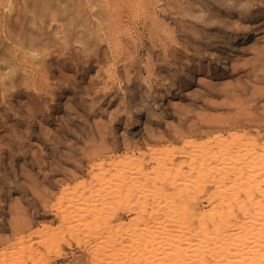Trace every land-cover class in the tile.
Listing matches in <instances>:
<instances>
[{"label": "rangeland", "instance_id": "rangeland-1", "mask_svg": "<svg viewBox=\"0 0 264 264\" xmlns=\"http://www.w3.org/2000/svg\"><path fill=\"white\" fill-rule=\"evenodd\" d=\"M18 1L20 7L15 9L23 14L15 10L13 17L21 18L16 21H25L27 33L32 30L37 37L47 34L49 26L51 33L45 35V42L52 46L56 41L60 51L54 44L55 51L52 46L50 52L55 56H48L51 47L43 46L45 59L42 54L37 57L45 60L43 64L30 58L33 65L35 60L39 62L35 65L40 70L31 66V56L26 54L25 59L19 45L21 28L13 23L8 30V15L0 0V55L3 51L6 58L3 61L0 56V79L8 83L0 80V249L33 231L30 228L38 221L54 219L52 204L61 184L75 174H84L103 153L122 151L125 145L155 146L159 140L176 143L187 134L231 127L264 137V0H71L73 7L78 5L72 10L76 16L80 7L77 17L65 10L71 1L55 0L66 13L60 20L47 19L56 23L46 22L43 29L36 27L42 24H38L35 5L31 7L33 0ZM57 9L63 14L64 10ZM66 14L77 22L70 16L75 23L70 20L69 26ZM61 20L68 28L57 23ZM14 24L19 32L13 31ZM4 30L15 35L14 39ZM48 36H55L51 37L55 41ZM74 36L81 42H74ZM64 42L70 44L65 47ZM81 43L87 45V53ZM3 47L15 55L9 56ZM18 47L22 54L16 51ZM23 57L25 63L20 62ZM54 57L57 62L52 65ZM7 63L16 71V83L23 78L26 87L33 80L40 90L43 85L40 94L33 84L34 97L30 87L14 80L11 84V66L4 67ZM15 66L25 72L18 70L19 75ZM29 71L35 74L29 77L32 82L27 79ZM9 87L12 91L6 92ZM33 98L43 103L38 105ZM65 252L66 257L52 253L39 264H84L86 258L79 249Z\"/></svg>", "mask_w": 264, "mask_h": 264}, {"label": "bare ground", "instance_id": "bare-ground-1", "mask_svg": "<svg viewBox=\"0 0 264 264\" xmlns=\"http://www.w3.org/2000/svg\"><path fill=\"white\" fill-rule=\"evenodd\" d=\"M33 1L31 7L35 5L33 9L36 8L35 13L39 14H36L40 22L38 24H42L36 27L41 29L46 28L47 19L60 20L59 16L64 17L66 11L74 12L72 10H75L76 5L72 6L76 3L75 0H72L73 3L69 0L71 3L68 2L69 8L65 5V11L64 7L60 8L61 4L57 7L55 0ZM19 4L18 0H4L2 3L1 8L3 7L8 15L9 22L6 19L8 22L6 27L8 26L9 31L13 23L19 22L16 19H21L18 17L19 13L23 14L18 12L21 9H15ZM57 8L64 10H61L63 14H60ZM78 9L80 10V7ZM15 10L18 13V15L15 13L17 17H13ZM33 11L35 10H32V13ZM78 11L77 16H81ZM75 12L71 14L75 15ZM33 15L31 14L32 18ZM70 16L75 20L73 15L68 17ZM71 17L67 20L69 26L71 22H74ZM12 18L15 19L10 21ZM65 19L67 18H64V21ZM50 20L47 23L51 25L54 21ZM62 20L57 23H60L61 27L68 28V25L61 24ZM33 21L36 23L34 18ZM24 23H18V27L14 24L16 26L13 27L14 32L18 31L15 27L21 28L20 34L18 33L20 37V44H18L25 51L24 57L26 54L30 55L29 59L34 58L37 61L39 59L40 64H43L45 60L41 61V56L37 57L45 53V48L51 45L45 42L47 41L45 35L48 32L51 33L49 31L51 28L46 24L50 29L47 27L45 29L46 31L48 29L47 32L42 30L47 33L43 32L45 35H40L45 39H42V43L40 36H34L32 30L31 34L27 33L29 27ZM34 25L32 27L35 30ZM6 27L4 28L7 29ZM70 29H67V33H70ZM63 33L66 35L64 28ZM5 34L9 32L5 31ZM11 35L7 37L14 39L15 35ZM55 39H52V42ZM73 39H75L74 42L78 39L81 42L79 36L77 38L74 36ZM69 40L73 42L70 37ZM64 43L67 47L66 44L69 42ZM81 44L83 46L85 43ZM86 44L82 47L85 53L88 52V50L85 51ZM55 45L58 46V44ZM52 46L49 52L53 51ZM8 47V45L5 46L7 49ZM5 48L3 47L2 50L7 53L8 50ZM18 48L20 50H13L19 53L21 51L20 54H22V49ZM57 48L59 49V46L56 50ZM10 51L7 54H14V51ZM51 52L48 56L54 55L55 52ZM3 54L2 51L0 56L5 61ZM24 57L20 62L25 63L27 57L25 59ZM42 58L45 59L43 54ZM31 59L28 60L29 63ZM77 59L79 61L78 57ZM54 60H56L55 57L50 61L51 64ZM68 60L71 61L72 57ZM37 61H34V65L39 63ZM8 63L4 64L5 68L10 67L13 62H10L11 65ZM71 63L73 60L69 64ZM37 64L34 66L31 63V66L38 70ZM44 66L46 65L40 67ZM17 67L14 68L20 75ZM12 69L11 66L8 76L11 84L16 77L15 74L13 75L16 71ZM22 71L25 72V69ZM35 72L37 77L38 72ZM31 73L33 75V71ZM32 75L26 78L29 79ZM30 79L28 81L32 82ZM0 80L2 81V78ZM21 81L18 84L22 83L23 87L26 80L24 84ZM2 82L8 85L6 79V83L4 79ZM33 82H35L32 83L35 92H40L43 85L40 90L41 86H36L35 80ZM30 85L24 86L31 89ZM11 88L13 89V86ZM11 88H7L6 92L8 89L12 91ZM14 88L17 90L21 87L14 86ZM34 90L30 91L32 95L35 93ZM14 92L10 94L15 96ZM22 92L25 91L22 90ZM167 96L172 94L168 93ZM34 99L32 100L35 101ZM38 100H36L37 104L43 103L40 99ZM258 135L259 133H253L244 128L231 127L229 130L218 129L199 135H183L184 137L176 143L170 140H159L155 146L145 145L140 148L125 145L122 151L103 153L91 161L84 174H75L61 184L54 195L55 202L52 204L54 219L38 221L30 228L33 231L18 237L16 242L0 249V264H39L40 260L46 259L52 253H57L59 257H66L65 250L75 248L85 255L84 264H264V137Z\"/></svg>", "mask_w": 264, "mask_h": 264}]
</instances>
